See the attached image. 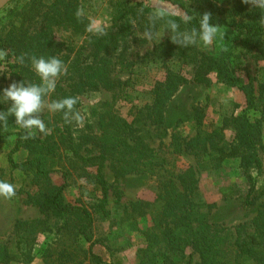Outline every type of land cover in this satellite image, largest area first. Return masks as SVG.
Listing matches in <instances>:
<instances>
[{
    "label": "trees",
    "instance_id": "obj_1",
    "mask_svg": "<svg viewBox=\"0 0 264 264\" xmlns=\"http://www.w3.org/2000/svg\"><path fill=\"white\" fill-rule=\"evenodd\" d=\"M84 1L28 0L21 5V0H14L0 11L3 15L6 12L4 20L0 19V67L4 65L5 69L0 77V90L13 81L39 83L31 57L56 56L64 62L67 74L59 79L47 103L91 90L111 91L114 95L98 113V133L80 131L69 122L72 114L65 120L62 112L50 113L47 108L41 114L45 133H36L26 140L22 129H0V143L16 137L8 162L12 173L19 171L27 180V185L16 194L25 195V203L36 207L42 215L15 222L10 238L0 242V264L32 263L37 257L35 248L40 233H47L58 244L45 252L46 264H84L89 258L96 264H104L93 253V240L97 221L111 220L112 203L115 211H122L120 224L135 225L152 214V208L158 209L151 218L153 228L142 233L146 241L137 251V264H182L186 259V264H192L195 253L200 257L197 264H264V204L254 218L223 236L224 229L209 220L212 207L204 211L208 204L199 195L202 172L216 171L235 161L244 173L256 174L255 178L249 177L245 207L256 206L264 197V185L259 186L258 180L264 176L261 131L264 77L258 80L257 87L255 78L247 76V83H239L237 77L242 59L264 62V25L260 23L264 15L243 0H163L175 12L166 19L174 20L181 31L198 26L200 15L211 13L212 22L221 25V30L230 32L237 41L224 49L184 48L174 44L169 33L164 35L165 21L151 24L152 10L143 2L108 0L115 20L106 32L91 37L94 47L83 63L81 49L89 41L91 27L83 11ZM185 17H192L191 22L185 24ZM119 21L151 36L153 49L143 56L135 54L131 60L123 58L121 64L117 58L110 57V51L119 46H122L120 54L124 53L126 38L118 32ZM21 56L23 63L18 61ZM90 59L93 62L88 64ZM149 61L158 65L162 79L150 87L148 99H141L135 95H139V87L144 84H140L136 73L142 70L140 64L149 65ZM119 65L129 72L137 66L139 69L136 72L132 69L130 77L124 80L114 77ZM211 76L228 88L238 85L245 94L248 110L260 117L251 120L248 110L239 114L222 113L219 123L205 130L206 105L195 109L194 137L182 138L175 133L170 143L159 147L143 139L139 123L149 121L151 126H163L169 102L177 92L188 84L211 86ZM120 102L131 105V119L118 110ZM9 107L0 104V112H5V122L17 126L14 117L7 114ZM228 131L236 133L234 141H229ZM22 150L27 157L17 162L14 156ZM180 160L185 161L184 167L179 165ZM108 171L114 177L113 183L107 178ZM56 172L62 175L61 185L52 184ZM131 175L154 180V201L121 204L118 183ZM76 179L84 181L80 188L84 189L86 184L92 189L88 199L67 203L64 192L77 185ZM220 193L224 199H230L235 190L224 187ZM188 248L193 253L186 256Z\"/></svg>",
    "mask_w": 264,
    "mask_h": 264
},
{
    "label": "rangeland",
    "instance_id": "obj_2",
    "mask_svg": "<svg viewBox=\"0 0 264 264\" xmlns=\"http://www.w3.org/2000/svg\"><path fill=\"white\" fill-rule=\"evenodd\" d=\"M14 1V0H13ZM28 0H21V5ZM137 2H143L144 6L152 12L156 9H163L165 11L175 14L173 8L164 3L163 0H136ZM84 12L86 17L91 21V27L87 38L89 41L82 46V42L79 44L82 62L85 63L87 57L91 55L93 50L94 40L91 37H98L103 32H106L111 26L114 15L111 13V9L108 5V0H85L83 2ZM6 14V12H5ZM5 14L0 13V19L5 17ZM178 14V12H176ZM125 22V21H123ZM5 24V21H4ZM1 27V23H0ZM118 32L126 38L124 44V53L120 54L122 46L118 49L108 50L111 53L110 57L117 58L122 63L123 58L131 60L135 54L143 56L148 51H151L154 47V41L151 36L144 35L136 30H132L130 27L123 26L122 21L118 22ZM222 36L212 45L213 48L232 47L237 44L234 39V35L228 31H222ZM225 34V36L223 35ZM160 34H157V37ZM86 39V37H85ZM146 40V41H145ZM211 49V47H210ZM217 50V49H216ZM103 55V52L101 53ZM72 58H77L73 57ZM71 58V61H72ZM80 59V63H81ZM116 59V60H117ZM88 64L93 62V59L88 60ZM241 66L237 77H239V83H247L248 77L255 78V87L264 77V62H257L254 59H242L240 61ZM149 65H141V71L137 74V79L143 87H139L138 94L135 96L141 99H148L149 89L156 80L162 79L163 72L159 69L158 65L149 61ZM139 66V67H140ZM138 71V66L129 69L122 67H116V73L114 77L119 79H126L130 77V73L133 70ZM4 65L0 67V77L4 71ZM248 76V77H247ZM211 86H205L201 84H188L183 86L179 92L169 102L166 111V121L163 126H151L148 121H143L138 124L141 128L140 135L149 142L153 147H159L162 143H170L173 134L178 133L182 138L190 139L196 135V121H195V109L198 107H204L207 105L206 118L204 121V129L209 130L215 127L221 118L222 113L227 114H239L248 110L246 104V97L244 92L239 86L228 88L225 85L219 83L216 76H211ZM63 85V84H62ZM67 85V84H66ZM73 95V94H72ZM77 99V103L74 106V112L71 115V125L77 127L80 131H94L99 132L98 113L103 108L105 101L113 100V93L111 91H87L73 95ZM139 102V99L135 100ZM130 104L126 102H120L117 105L118 110L131 119L129 115ZM251 120L260 117V114H254L253 110L246 111ZM78 117V118H77ZM2 131H17L20 128L18 126H12L8 122L0 124ZM262 138L264 142V124L262 126ZM227 137L229 141H234L236 133L228 131ZM16 137L12 136L8 142L0 143V180H6L7 182L15 185L16 191L27 185L26 177L19 171L12 173L9 162L8 154L12 149ZM27 153L22 150L15 154L14 158L17 162H22L26 159ZM189 163H193V160L187 157ZM185 161L179 162L181 167H184ZM256 177V174L252 171L244 173V169L239 166L238 162H229L222 169L210 172H202L200 174V189L199 195L202 201L208 205L204 208V211H208V206L212 207L210 213V222L217 224L220 228L224 229L223 236L233 232V228L239 224H242L252 218H254L259 211L262 204H264V197L261 198L257 205L251 208L245 207V199L250 188L249 177ZM107 178L110 183L114 182L113 175L108 171ZM52 184L61 185L63 183L62 175L60 172H56L52 175ZM259 186L264 185V176L258 178ZM77 185H73L65 190L64 198L67 203L76 204L79 199L86 198L92 186L85 184L84 189L80 188V185L84 181L77 180ZM119 190L122 191L121 204L127 205L137 200L154 201L155 200V188L154 180L144 175H131L123 178L118 183ZM232 188L235 190L233 198L224 199L220 193L221 188ZM84 192V194H82ZM113 200V198H112ZM111 220L97 221L95 228L93 253L100 256L104 260V264H137V251L142 247L146 241V237L142 234L145 230L153 228V222L151 218L158 212V209H153L152 214L146 216L145 219L139 220L135 225L130 222L119 223L118 219L122 215V211H115L112 203ZM42 215L39 210L25 203V195L17 193L11 200H5L0 198V242L6 241L12 235L15 222L18 220H32L41 218ZM58 246L57 242L52 239L47 233H40L36 246V259L30 264H46L45 252L50 249H55ZM89 245H86L88 248ZM192 250L188 248L186 250V256L192 254ZM199 255L195 253L193 255V263L199 262ZM187 259L184 263L186 264ZM84 264H96L89 258Z\"/></svg>",
    "mask_w": 264,
    "mask_h": 264
},
{
    "label": "clouds",
    "instance_id": "obj_3",
    "mask_svg": "<svg viewBox=\"0 0 264 264\" xmlns=\"http://www.w3.org/2000/svg\"><path fill=\"white\" fill-rule=\"evenodd\" d=\"M245 4H251L255 9L264 15V0H243ZM173 13L163 9H156L151 13L150 22L152 25L165 21V33L170 34L172 42L179 47L188 48L191 46L210 48L218 37L222 36L221 25L212 22L211 13L200 15L198 26L190 30H180V26L167 17ZM192 17H185L184 22L188 24ZM264 25V18L260 20ZM225 36V34H223ZM20 63L24 57L18 58ZM31 65L39 83H28L25 80L13 81L8 87L0 90V104H9L7 114L14 117L15 124L23 130V139H31L36 133H45L46 125L41 114L47 108L50 113L62 112L65 120L74 112L77 99L65 97L47 103V99L56 91L59 79L67 74L64 62L56 56L31 57ZM78 118V117H77ZM6 120L5 112H0V124ZM70 122V121H69ZM16 195L15 185L0 180V198L11 200Z\"/></svg>",
    "mask_w": 264,
    "mask_h": 264
},
{
    "label": "water",
    "instance_id": "obj_4",
    "mask_svg": "<svg viewBox=\"0 0 264 264\" xmlns=\"http://www.w3.org/2000/svg\"><path fill=\"white\" fill-rule=\"evenodd\" d=\"M13 0H0V11L5 8L9 3H11Z\"/></svg>",
    "mask_w": 264,
    "mask_h": 264
}]
</instances>
